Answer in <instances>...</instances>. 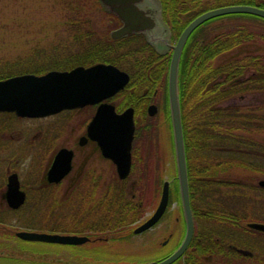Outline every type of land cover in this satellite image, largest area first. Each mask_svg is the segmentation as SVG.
<instances>
[{
  "label": "trees",
  "instance_id": "16d2710c",
  "mask_svg": "<svg viewBox=\"0 0 264 264\" xmlns=\"http://www.w3.org/2000/svg\"><path fill=\"white\" fill-rule=\"evenodd\" d=\"M67 1L68 12L62 23L65 26L63 33H67L64 40L74 39V45L49 49L52 51H39L35 46L25 56H1L0 79L20 73L42 74L54 68L71 69L97 62L112 63L127 71L131 76L130 82L109 100L116 103L118 110L134 106L139 116L133 167L125 180L114 173L108 182L81 181L68 193L60 191L61 183H48L44 177V162L51 160L56 138L65 133L76 114L75 109L65 110L56 115L63 117V123L55 138L49 137L47 146L39 145L40 151L34 152L33 167L22 174V186L27 191L25 204L16 210L8 207L0 209L15 213L24 228L60 233L90 234L99 231L95 233L116 235L129 231L134 222L144 217L148 201L146 196L155 192L156 197L163 184L162 156L156 157L161 164L156 168L157 179L153 189L152 185L142 180L134 185L130 179H142L148 170L145 168L143 173H139L138 165L142 159L138 145L152 137L155 145L160 141L161 147V139L155 141L160 124L147 114V105L155 100L159 114L165 112L168 123L171 121L168 98L171 54L158 52L143 34L106 38L83 31L80 21L73 18L81 15L80 3H74L76 0L73 3L72 0H65V3ZM236 4L264 8V0H161L162 15L173 39H177L199 14ZM75 33L78 35L74 37ZM79 33L85 35L79 36ZM69 34L74 38L69 39ZM73 46L80 49L76 50ZM254 92H264V18L250 13H229L199 25L186 42L179 68L191 205L197 229L185 254L173 264H218L219 235L231 236L235 233V237L239 236L242 240H237V243L248 247L243 243V237L254 229L244 222L264 221V187L257 182L264 177V104H223L235 96ZM0 114L15 115L9 112ZM20 160L24 161L18 157L12 162ZM167 167L170 173H174L171 207L175 201L180 205V190L175 168L172 164ZM180 211L183 213L181 206ZM59 219H62L61 223ZM254 231L256 246L252 248L255 251L253 258L233 252L234 255L226 257L229 264H249L250 259L255 264H264V233ZM5 238L0 242V264H12L13 260H19L17 264H57V257L61 254L58 251L47 257L39 251L35 257L32 253L22 252L24 247L17 241L18 238L12 245ZM228 241L225 240V244ZM66 249L69 253L65 256L67 263H76L72 257L81 254L80 264H105L89 259L95 252L89 245L67 246ZM25 256L35 260L29 262L30 259Z\"/></svg>",
  "mask_w": 264,
  "mask_h": 264
},
{
  "label": "water",
  "instance_id": "95a60500",
  "mask_svg": "<svg viewBox=\"0 0 264 264\" xmlns=\"http://www.w3.org/2000/svg\"><path fill=\"white\" fill-rule=\"evenodd\" d=\"M128 1L130 0H119ZM109 6L122 20V25L112 31L113 37L143 32L149 42L157 43L161 26H166L162 17H153L155 10L144 9L139 3H103ZM229 13H250L264 17V8L236 4L207 10L184 28L172 47V56L168 74V94L172 130L174 137L177 177L182 208L186 220L185 236L166 258L146 264H172L188 248L194 234V218L190 199V186L187 167L185 140L183 133L181 101L179 95V68L185 44L191 33L205 21ZM167 27V26H166ZM155 30V36L148 33ZM160 42V41H159ZM130 81V74L112 63L98 62L90 66L78 65L68 70L52 69L43 74L22 73L0 79V112H14L20 117L41 118L57 114L63 110L82 108L89 104H98L96 112L87 126L86 135L81 137L83 144L88 138L100 146L105 157L116 164L120 178H126L132 166V142L135 134L134 107L121 112L107 99L121 91ZM158 106L152 103L148 107L149 115H155ZM73 149L63 146L55 153L46 178L51 183L60 182L72 169ZM264 187V178L258 181ZM6 199L10 207L19 208L26 200V192L21 188L16 172L8 176ZM170 200V182L166 180L162 187L159 203L143 223L133 231L140 233L156 224L165 213ZM248 226L264 231V222H249ZM16 235L24 240L43 241L61 244H83L90 240L87 235L60 234L35 230H19Z\"/></svg>",
  "mask_w": 264,
  "mask_h": 264
},
{
  "label": "rangeland",
  "instance_id": "374dc122",
  "mask_svg": "<svg viewBox=\"0 0 264 264\" xmlns=\"http://www.w3.org/2000/svg\"><path fill=\"white\" fill-rule=\"evenodd\" d=\"M73 2L74 0H72V3ZM74 3H80L81 15L73 18H76L77 21H83V23H81L83 31L87 32L93 30L95 36L105 37L109 35V32L113 27L118 25L115 21L111 22L112 16L103 9L97 0H76ZM68 6V1L65 3V0H0V57L15 58L17 56H25L29 54L35 46H37L35 48L39 51H52L49 49L54 48L53 50H56L58 47V49H60V47L74 45V39L71 38H74L76 33L74 37H70L71 35L69 34L68 38L71 39L70 41L64 40L67 39V33H63L65 26H63L62 23L65 18L64 15L68 12ZM158 33L163 36V38L159 40L160 43H158L157 46L160 51L166 52L169 50L168 48H170L169 44L175 43L177 39H172V31H168L164 25L161 26ZM74 49L78 50L80 48L74 47ZM61 52L63 53V51ZM152 103L157 104L155 100ZM223 104L245 106L261 105L264 104V92L238 95L225 101ZM56 115L43 118H23L16 115L10 116L0 114V177L5 179L10 171H17L20 179H23L22 174H24L26 169L33 167L34 152L40 151L39 145L43 144L47 146V139L49 137L55 138L54 136L58 132V128L62 127L63 117L61 118ZM81 117V115L75 114L74 119L68 123L65 133L61 134L59 138H56V143L52 150L53 154L63 145L70 148L75 147L76 141L84 129L82 122L79 119ZM152 119H154L155 123L160 124V127L158 126L159 131L157 130L156 132L157 139H155V141L158 142V139L160 138L161 147L159 145L160 141L155 145V142H153L154 138L152 137L148 138L144 144L140 143L138 145L140 149L139 156L142 159L138 165L139 173H143L145 168L152 170L151 172L148 170L144 172L145 176L142 178V182L152 185L151 189H153L157 179L156 168L161 164V160L159 164L156 157L162 156L163 159V164L161 165L163 181L165 179L171 181L174 177V173H170L167 163L165 162L167 160L173 161L171 154V121L168 123L166 113L163 111L161 114H159L158 111ZM26 143L29 144L28 149H25ZM45 146L42 150L45 149ZM88 150V146L79 149L78 157L76 158L77 168L86 161L88 166L91 165L92 167L104 164V168H106L104 176H111V174H114V171L109 168L107 162L102 163L96 158L85 159L88 155L86 153ZM16 157L24 159L22 162L24 164L21 166L22 168H15L14 165L17 164L12 161ZM6 159L10 162L6 161ZM49 162L47 160L44 162L46 168L48 167ZM8 169L10 170L8 171ZM147 172L148 176L146 175ZM4 181L5 180H2L1 182ZM79 182L81 181L77 179L73 181H71V179L65 180L61 183L62 186L60 191L68 193V191H71ZM4 187L5 184H2L1 189ZM160 193H157L156 197L155 192L148 193L146 196L148 201L146 203L147 210L144 219L153 213L158 204ZM3 206L6 207L7 204L0 199V207L4 208ZM178 210L179 203L174 202L169 213L165 214L161 221H159V223L153 228L143 234L131 235L128 239H111L108 244L105 243L108 251L100 254L102 255V258L96 254V250V252L91 255L92 260L95 261L96 259H102V262L110 264H140L157 260L167 251V248H164L161 245V240L164 239V235L172 227L173 229H178L179 224L174 222L177 216L180 217ZM58 221L61 223L62 219H59ZM0 222V242L4 241V239H6L5 237H8L4 236V233L10 227L18 226L19 228H23L20 226V220H18L15 213H12L11 211L7 212L0 209ZM17 241L22 242L24 248H28L30 251L35 248L48 256L50 254H55L58 251H61V253L67 252L66 250H62V248L67 247L56 243ZM3 249H5V247ZM78 255L81 256V254ZM79 256L76 257L75 261L80 259ZM25 257L30 259L29 262L35 260L27 256ZM17 261L19 260H13L12 264H15ZM34 263L36 262L34 261ZM56 263L70 264L67 262L60 263L58 261Z\"/></svg>",
  "mask_w": 264,
  "mask_h": 264
},
{
  "label": "flooded vegetation",
  "instance_id": "af4514ba",
  "mask_svg": "<svg viewBox=\"0 0 264 264\" xmlns=\"http://www.w3.org/2000/svg\"><path fill=\"white\" fill-rule=\"evenodd\" d=\"M98 3H139V5L144 8V9H152L155 10L153 13V17H155L156 19H159V17L161 16V12H160V4L161 1L160 0H130V2L128 1H119V0H97ZM105 9L108 11V13H110V15L112 16V21L111 22H117L119 25L122 24V20L121 18L114 12L111 10V8L109 6L104 5ZM81 23H83V21H80V28H83ZM91 28V27H90ZM158 29L160 30V27H158ZM91 34H94L93 30L90 31ZM83 34V36L85 35L84 33H79ZM78 35V33L76 34V36ZM149 37H153L155 36V30H151L150 33H148ZM110 36L109 35L105 36L106 38ZM157 43H154L155 45L160 43L159 40H156ZM79 53H81V51H79ZM98 104L96 105H87L83 108H76V114L81 115L82 117L79 118L80 121L82 122L83 125V131L80 133L75 147H73V151H74V156H73V160H72V169L70 170V172L61 180V182L63 183L65 180L71 179V181L77 179L80 181H87V182H96V181H100V182H108L110 179V176H104V171L106 170V168H104V164L101 165H97L95 167H92L91 165L88 166V164L86 163V161L83 162V164H81L78 168L76 165V158L78 157V151L79 149H81L82 147H89V150L86 152L88 155L85 157V159H89V158H96L99 159L102 163L103 162H107L109 165V168L112 169V171H114L113 173H115L118 176L117 173V169H116V165L115 163L105 157L102 153V150L100 148V146L98 145V143L94 140H91L90 138H88L83 144L80 143L81 137L83 135H86V129L87 126L90 122V120L92 119L96 109H97ZM123 110V109H122ZM120 110V111H122ZM138 115L136 114L135 111V123L137 126V122H138ZM28 145L29 144H25V149H28ZM132 156L134 159V146L132 148ZM17 158V157H16ZM20 158V157H19ZM84 159V160H85ZM18 167H21L24 163L20 161H18L16 163ZM167 164H170V161L167 162ZM10 169H8L9 171ZM12 172H17V171H10V173ZM46 172V171H45ZM18 173V172H17ZM8 174V176H9ZM19 174V173H18ZM74 174V175H73ZM8 176L4 179V178H0V199L1 201H4L7 204V200H6V190H7V184H8ZM119 177V176H118ZM127 179V178H126ZM2 180H5L4 182H1ZM125 180V179H123ZM142 179L139 178H135V179H130V183H138L140 182ZM21 182V187L26 191V189L22 186V180L20 179ZM2 184H5V187L3 189H1ZM27 193V191H26ZM264 222V221H262ZM176 223V220H175ZM245 225L247 226L248 221L244 222ZM249 227V226H247ZM250 228V227H249ZM196 229H197V222L195 219V233H196ZM251 229V228H250ZM95 232H99V231H92L90 232V234L87 233V235H89L91 237L90 241L86 242V244L90 243V248L93 249L95 252L97 250V253L100 258H102V255H100L101 253L107 252L108 248L106 246V244L109 243V241L112 239L111 235H109L108 233L102 232V233H95ZM6 233H11L12 234V229H7ZM194 233V235H195ZM86 234V233H84ZM235 233H233L231 236L230 234H224V235H219V240L221 242V247L218 253V264H229V261L227 260L232 254L234 253H239L242 254L244 257H251L253 258L255 251L252 248H255L256 246V232L253 230V232H249L247 234H244V239H243V243L247 244L248 247L246 245L242 246L241 244L237 243L238 241H242L240 239V237H235L234 235ZM15 236V235H14ZM121 235L117 236V237H121ZM183 236V231L182 229L180 230H176L170 228L167 232V234L164 235V239L161 240V245L164 248H167V251L165 253V255H168L172 252V250L179 244V242L181 241V238ZM232 236H234L235 238H231ZM225 240H229L226 244H225ZM99 243V244H98ZM106 243V244H105ZM172 244V245H171ZM63 245V244H61ZM85 244L82 245H77L76 247H81ZM171 245V246H170ZM70 246H75V245H70ZM170 246V247H169ZM101 249H106V250H101ZM62 250H66V248H62ZM94 252V253H95ZM75 254V253H74ZM228 254V255H227ZM230 254V255H229ZM228 257V258H226ZM206 259H208V257H206ZM104 260V259H103ZM249 264H255V261L250 259Z\"/></svg>",
  "mask_w": 264,
  "mask_h": 264
}]
</instances>
